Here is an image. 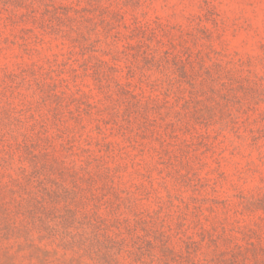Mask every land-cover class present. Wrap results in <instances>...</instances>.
Masks as SVG:
<instances>
[{"label": "rangeland", "instance_id": "1", "mask_svg": "<svg viewBox=\"0 0 264 264\" xmlns=\"http://www.w3.org/2000/svg\"><path fill=\"white\" fill-rule=\"evenodd\" d=\"M0 264H264V0H0Z\"/></svg>", "mask_w": 264, "mask_h": 264}]
</instances>
